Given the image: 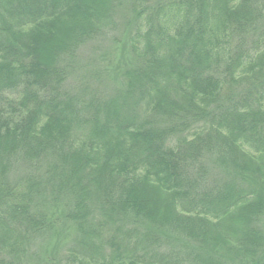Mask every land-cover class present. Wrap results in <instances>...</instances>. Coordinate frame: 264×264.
Here are the masks:
<instances>
[{"label":"trees","instance_id":"16d2710c","mask_svg":"<svg viewBox=\"0 0 264 264\" xmlns=\"http://www.w3.org/2000/svg\"><path fill=\"white\" fill-rule=\"evenodd\" d=\"M0 264H264V0H0Z\"/></svg>","mask_w":264,"mask_h":264},{"label":"rangeland","instance_id":"374dc122","mask_svg":"<svg viewBox=\"0 0 264 264\" xmlns=\"http://www.w3.org/2000/svg\"><path fill=\"white\" fill-rule=\"evenodd\" d=\"M123 51L129 52L126 49ZM122 57L123 56L119 58L115 50V45L111 41L99 40L94 42L86 46L83 50L80 63L81 72L78 75L81 76L84 75L85 72H91L90 75H100L101 79L106 81L108 79L107 73L112 74L111 70L113 65L120 63ZM95 83L97 84L98 82ZM66 228L67 229L62 232V235L58 239H54L56 243H60V246H62L61 249L66 248L69 241L72 239L71 232H74L73 228Z\"/></svg>","mask_w":264,"mask_h":264}]
</instances>
